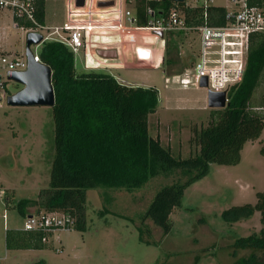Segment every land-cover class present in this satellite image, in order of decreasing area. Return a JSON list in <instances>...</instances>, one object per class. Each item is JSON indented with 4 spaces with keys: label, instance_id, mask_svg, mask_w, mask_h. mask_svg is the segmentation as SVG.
Segmentation results:
<instances>
[{
    "label": "rangeland",
    "instance_id": "obj_1",
    "mask_svg": "<svg viewBox=\"0 0 264 264\" xmlns=\"http://www.w3.org/2000/svg\"><path fill=\"white\" fill-rule=\"evenodd\" d=\"M65 1H47L46 25L64 23ZM107 1L113 0H101L97 6V0H89L86 8L72 5L71 9L80 13L72 19L88 18L94 11L96 15H91L92 18H99L97 15L101 11H112L102 13L101 18L113 19L109 22L111 25L122 27L93 29L88 41L92 55L96 58L98 49H114L117 58L101 60L103 63L141 67L102 70L113 73L123 84L158 90L159 107L149 115V133L160 138L176 158H189L198 149L191 142L195 128L208 125L214 109H220L209 107L207 88L186 87L174 77L193 68L200 51V31L166 33L165 45L160 38L158 45L147 43L146 46L153 48V54L140 60L139 65L134 64L126 58L129 50L143 45L140 35L152 32L128 31L130 23L122 20L121 15L128 10L135 15L137 0H124V4L113 7L100 5ZM210 3L236 9L231 0H212ZM199 4L195 0L187 1V5ZM128 34L135 36L127 37ZM27 35L26 31L13 25L10 11H0V56L4 53L27 59ZM102 35L111 37L106 41L102 40ZM41 46L32 44L31 50L39 53ZM74 55L77 72L87 70L83 52ZM132 55L137 57L136 53ZM0 75L7 79V68L1 64ZM168 77L169 82L166 81ZM7 81L9 95L23 88L21 83ZM7 98L0 103V191H6L5 195L0 193V264H32L42 259L47 264H232L252 252L264 261L263 251L233 246L238 238L260 232V212L239 221H230L224 216V212L234 206L255 204L257 192L264 190V156L260 152L264 129L258 139L244 145L238 164L213 163L205 176L186 187L181 205L171 213L168 233L150 218L144 220V215L162 188L189 177L182 169L161 173L133 190L88 189L86 230L74 228L61 232V244L54 243L61 251L53 244L33 251H30L32 248L8 249L7 231L24 224L15 202L36 199L43 188L49 187L55 156V122L51 106L9 105ZM252 103L253 110L264 115V78L253 94Z\"/></svg>",
    "mask_w": 264,
    "mask_h": 264
},
{
    "label": "trees",
    "instance_id": "obj_2",
    "mask_svg": "<svg viewBox=\"0 0 264 264\" xmlns=\"http://www.w3.org/2000/svg\"><path fill=\"white\" fill-rule=\"evenodd\" d=\"M47 1H37V18L41 24H45ZM248 2L249 5L264 4V0ZM175 4L171 0H137L136 26L147 25L148 6L161 14ZM177 5L189 26L204 23L203 6H188L186 1ZM206 12L209 24L226 22V7L209 5ZM18 24L22 25L23 21ZM39 56L52 69L55 156L49 187L43 188L36 199L15 202L23 218L34 212L64 211L76 217L75 228L86 230L88 189L133 190L161 173L182 169L189 177L162 188L144 215V220L150 218L168 233L171 213L181 205L186 187L205 176L213 163L238 164L244 145L258 139L264 129V115L254 111L252 103L253 94L264 78V32L251 35L242 82L230 88L227 106L214 109L208 125L195 128L191 142L198 149L186 159L176 158L160 138L149 133V115L159 107L156 88L123 84L102 69L78 73L74 52L60 41H44ZM260 152L264 156V143ZM256 195L255 204L234 206L226 210L224 216L230 221H239L259 211L260 232L238 238L233 246L264 252V190ZM42 238L41 231L9 229L6 246L8 249H43L46 243ZM32 264L47 263L42 259ZM232 264H264V261L252 252Z\"/></svg>",
    "mask_w": 264,
    "mask_h": 264
},
{
    "label": "built area",
    "instance_id": "obj_3",
    "mask_svg": "<svg viewBox=\"0 0 264 264\" xmlns=\"http://www.w3.org/2000/svg\"><path fill=\"white\" fill-rule=\"evenodd\" d=\"M37 1L38 0H0V11L8 10L13 17V25L23 31L39 32L45 41L55 40L60 41L69 46L75 53L84 51V60L86 62V69H105L111 68L114 64H105L101 60H108L101 56L96 58L89 53L88 41L91 39L92 30L99 28H114L121 25H111L113 19H102V13L112 11H101L99 18H92L96 15L95 11L88 14V18L81 20H73L72 17L80 13L74 12L71 8L72 5H77V0L65 1V21L62 25H46L41 24L37 18ZM101 0H97V6ZM127 1V0H126ZM188 1V0H184ZM200 2L201 5H188V6H203L207 11V7L211 5L212 0H195ZM236 9H227L226 22L221 25L209 24L207 12L205 11V20L203 24L196 27L187 24L184 12L175 2L161 12L152 7H147V15L149 20L146 26L138 27L135 22V15L131 11L123 13L122 20L130 23L128 29L135 26L139 30H147L155 33L158 38H161L165 45L164 36L166 33H173L176 31H189L192 29L199 30L201 36L200 51L197 60L192 69L186 71L181 75L174 76L176 82L183 86H197L201 87L200 83L204 77L207 78L208 91L222 92L227 91L231 87L240 84L243 80L250 37L254 33L264 32V4L262 5H249L248 0H231ZM114 4H124V0H113ZM89 5V0H85L83 8ZM213 5V4H212ZM225 7V6H224ZM114 12V11H113ZM81 15H84L82 13ZM92 15V16H91ZM18 21H23V24H18ZM100 22V23H99ZM163 33V37L159 33ZM98 38V35H93ZM102 40H109L111 36L102 35ZM129 37V36H127ZM99 50V49H98ZM97 50V51H98ZM111 50V49H105ZM149 48L137 46L135 51L139 60H146L151 57H145L143 51ZM98 54V53H97ZM96 54V55H97ZM118 54L119 50H118ZM35 61L42 62L39 53H34ZM93 57V58H91ZM90 60L92 63H90ZM0 64L4 65L8 71L16 70L21 71L27 69V59L22 56L2 54L0 56ZM8 77L3 79L0 75V103L2 100L9 96L8 93ZM169 82L170 78H166ZM228 96V95H227ZM5 190H1V195H5ZM76 217L64 211H40L37 213H29L24 217V224L22 230L24 231H41L43 234V242L46 244L58 243L61 244V232L72 230L76 227ZM61 251L60 247H56Z\"/></svg>",
    "mask_w": 264,
    "mask_h": 264
},
{
    "label": "water",
    "instance_id": "obj_4",
    "mask_svg": "<svg viewBox=\"0 0 264 264\" xmlns=\"http://www.w3.org/2000/svg\"><path fill=\"white\" fill-rule=\"evenodd\" d=\"M173 2H183L184 0H171ZM85 0H77L78 6H83ZM113 1L101 2L100 5H113ZM163 37V33H159ZM45 41L44 36L39 32H29L26 40L27 69L21 71H8L9 80L16 81L23 85V88L7 98L9 105L23 106H51L55 105V91L52 84V69L43 62L35 61L31 45H40ZM98 55L107 58H117V51L114 49H99ZM145 57H149L150 51H143ZM207 78L204 77L200 83L201 87H207ZM227 91H208V105L212 108H224L228 104Z\"/></svg>",
    "mask_w": 264,
    "mask_h": 264
},
{
    "label": "crops",
    "instance_id": "obj_5",
    "mask_svg": "<svg viewBox=\"0 0 264 264\" xmlns=\"http://www.w3.org/2000/svg\"><path fill=\"white\" fill-rule=\"evenodd\" d=\"M213 5H215V4H213ZM226 7V6H225ZM5 11V10H4ZM139 30V29H137L135 26H133L132 28H130V29H127L128 31H132V30ZM126 36H129V37H134L135 36V34H128V35H126ZM140 37H141V41L143 40V45H137V46H143V47H146V48H149L150 49V51H151V55L153 54V52H152V49H151V47H149V46H146V44L147 43H153V44H155V45H158L157 43L159 42L158 41V37H157V35L155 34V33H152V34H150V33H145L143 36H141L140 35ZM160 40H161V38H160ZM162 41V40H161ZM145 45V46H144ZM136 46V47H137ZM136 47H134V48H132L131 50H129V52H128V54H127V56H126V58L131 62V63H134V64H137L138 63V65L140 64V60L138 59V57H134L133 55H132V53H136V51H135V48ZM156 47H158V46H156ZM154 48H155V46H154ZM159 48V47H158ZM156 49V48H155ZM88 51H89V53H91V55H92V51L90 50V49H88ZM83 52V56H84V51H82ZM137 54V53H136ZM121 54H119V56H120ZM132 55V56H131ZM91 58H93V57H91ZM119 59L120 60H122L123 59V57H119ZM124 59H125V57H124ZM111 60V59H110ZM90 63H92L91 62V60H90ZM111 68H114V70L115 71H118V70H135V69H139V68H141V67H136V66H128V67H125V65H123V64H114L113 66H111ZM144 68V67H143ZM85 71H88V69L87 70H85ZM113 74V73H112ZM114 75V74H113ZM202 88H205V87H202ZM207 102H208V93H207ZM23 221H24V218H23ZM14 229H22V227H16V228H14ZM48 246H50V244L48 245V244H46V246H45V248L46 247H48ZM54 246V245H53ZM55 247V246H54ZM33 250H36V249H31L30 251H33Z\"/></svg>",
    "mask_w": 264,
    "mask_h": 264
}]
</instances>
